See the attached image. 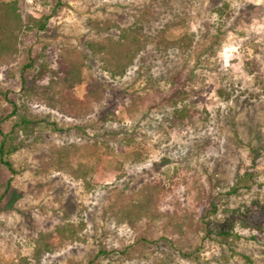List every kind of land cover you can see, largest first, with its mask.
<instances>
[{"label":"rangeland","instance_id":"rangeland-1","mask_svg":"<svg viewBox=\"0 0 264 264\" xmlns=\"http://www.w3.org/2000/svg\"><path fill=\"white\" fill-rule=\"evenodd\" d=\"M214 1L18 0L23 32L18 51L0 57V92L8 90L18 101L24 98L20 70L30 47L40 49L49 42L82 48L91 37L117 30L110 22L104 24L108 20L125 25L140 16L145 31L154 32L183 17L185 23L172 26L168 34L195 33L191 51L156 59L151 42L148 60L155 75L186 64L189 101L200 112L196 123L173 130L163 123L173 105L160 102L156 91L147 89L145 99L131 105L134 90L144 84L138 64L116 77L86 69L75 94L84 99L87 83L98 75L103 94L99 100L87 99L77 114L57 101L51 105L29 99L33 113L71 129H47L33 148L14 153L19 173L11 181L0 162V191L5 190L0 199V264H87L90 253L100 248L108 256L93 264H264V232L237 222V235L224 246L208 234L209 221L264 205V0H225L231 13L222 17L212 11ZM41 16H49L47 28L36 32L32 26ZM90 19L100 21L101 28L89 24ZM218 27L222 33L209 41L208 32L212 35ZM253 57L258 63L251 70L245 62ZM161 86L166 87L163 80ZM104 109L109 115L113 111V125L120 126L111 140L114 151L99 148L96 171L77 179L56 163L53 148L78 140L76 125L96 133ZM123 135L131 136V142L121 145ZM207 137L211 143L201 149ZM81 158L88 159L71 153L69 160ZM233 187L237 190L231 191ZM64 226L69 228L63 235L58 229ZM39 231H54L58 246L36 262ZM145 244L144 254L118 253Z\"/></svg>","mask_w":264,"mask_h":264},{"label":"trees","instance_id":"trees-1","mask_svg":"<svg viewBox=\"0 0 264 264\" xmlns=\"http://www.w3.org/2000/svg\"><path fill=\"white\" fill-rule=\"evenodd\" d=\"M212 11L220 17L224 13L229 15L231 13L230 3L225 0H215ZM48 19L49 16L36 18L35 26L32 27L36 29V32H41L47 28ZM143 19L137 16L135 20L125 25L108 20L104 24L110 22L111 26H114L117 30L109 31L101 37L99 35L91 37L85 41L82 48L65 45L50 46L49 42H43L40 49L36 47L29 48V54L20 70V91L24 98L18 101L8 93V90L0 92L4 99L3 103L7 102V106L0 103V162L8 168L11 174L9 181L19 173V169L15 167L12 159L14 153L22 149L33 148L35 143L40 142L43 138V133L47 129L53 131L71 129V127L60 125L58 121L50 122L33 113L27 101L36 98L51 105L57 101L66 106L67 112L77 114L87 99L94 97V99L99 100L101 94H103L102 92L99 93L101 83V76L99 75L87 83V93L84 99H80L75 94L76 85L86 79V69H96L100 73L107 72L116 77L126 74L131 66L138 64L137 72H139L138 75L144 76V84L141 90H134L131 105L137 106L139 99L144 100L149 93L146 91L150 88L156 91L157 95L159 94L160 102L165 100L173 105L164 116L163 123L168 129L174 130L187 127V125L197 122V115L200 111L195 104L189 101V93L191 92L187 81L190 76L189 72L186 76V64L178 67L170 66L155 75L148 60L150 57L148 45L151 42H154L156 59L173 52H176L178 56H185L191 51L195 33L187 34L185 32L179 36L168 34L172 26H181L185 23L186 20L183 17L168 22L161 27L157 26V29H153L154 32L145 31ZM89 24L101 28L98 20L90 19ZM99 29H97V34H99ZM107 29L111 28L108 27ZM213 30L211 31L212 35L208 32L209 41L218 39L223 31L221 27H218L217 32ZM22 32L23 16L18 0H0V57L18 51ZM215 50L213 49V51ZM147 61L149 64L145 65ZM257 63L255 57L250 58L245 62L246 68L254 70V68H257ZM43 80H46V82H43ZM162 80L166 86L163 89L161 88ZM219 92H222V88ZM128 110L132 114V109L128 108ZM109 112L104 109L99 113L96 122L99 123L100 127L94 128L96 133L90 135L82 125H76L80 138L72 141L67 147L53 148L57 155L56 163L60 164L62 169L70 171L71 175L77 179H86L96 171L103 152L111 153L114 151L111 140L120 133V126H114L116 116L113 111L110 115ZM164 125L162 127L166 131ZM131 139L132 137L129 135H123L120 138V143L121 145L123 142L129 143ZM210 143L211 139L205 138L203 144L200 145V147L202 146L201 149H205L206 145ZM103 146L102 153H100L99 148ZM120 149L122 150V146ZM71 153H78L88 159L83 160L81 158L77 163H73L69 160ZM236 190L237 187H233L231 191ZM4 195L5 190L0 191V199ZM237 222L263 233L264 205L260 204L255 208L247 207L244 210L238 209L233 214L226 215L221 219L209 221L208 234L212 235L220 246L230 245L237 235V232H235ZM67 228L69 226H64L59 228L58 231L64 235V230ZM37 235L33 258L36 262H40L48 252H52L58 246V242L55 240L54 231H39ZM145 245L142 249L138 248L139 250H137V247L130 246V251L120 250L118 253L128 256V252L131 253L132 250H135L143 251L144 254L146 253L145 247H147V244ZM101 255L108 256L107 251L103 248L90 253L89 263L87 264H93L96 258Z\"/></svg>","mask_w":264,"mask_h":264}]
</instances>
